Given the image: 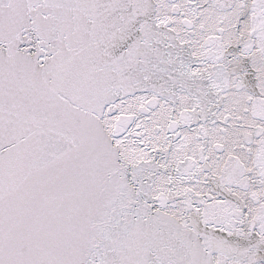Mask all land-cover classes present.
Instances as JSON below:
<instances>
[{"label":"snow or ice","instance_id":"obj_1","mask_svg":"<svg viewBox=\"0 0 264 264\" xmlns=\"http://www.w3.org/2000/svg\"><path fill=\"white\" fill-rule=\"evenodd\" d=\"M0 264H264V0H0Z\"/></svg>","mask_w":264,"mask_h":264}]
</instances>
